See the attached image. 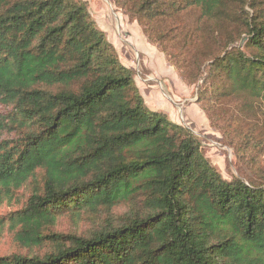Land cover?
I'll return each mask as SVG.
<instances>
[{
	"label": "trees",
	"instance_id": "1",
	"mask_svg": "<svg viewBox=\"0 0 264 264\" xmlns=\"http://www.w3.org/2000/svg\"><path fill=\"white\" fill-rule=\"evenodd\" d=\"M110 1L185 79H218L199 103L264 101L263 0ZM235 23L251 49L228 33L207 45ZM133 76L86 0H0V205L28 186L15 238L48 246L0 264H264V182L223 178ZM64 215L96 228L49 232Z\"/></svg>",
	"mask_w": 264,
	"mask_h": 264
},
{
	"label": "rangeland",
	"instance_id": "2",
	"mask_svg": "<svg viewBox=\"0 0 264 264\" xmlns=\"http://www.w3.org/2000/svg\"><path fill=\"white\" fill-rule=\"evenodd\" d=\"M86 1L91 17L101 29L107 32H105L107 39L114 47L118 59L122 64L134 70V81L139 82L140 79L145 78L155 88L154 90H164L163 93L167 96L177 91L180 98L183 95L182 91L186 94L187 87L194 90L191 93L193 97L191 101L190 99H188L189 101H179L173 115L168 119L189 128L195 134L204 156L220 172L222 177L231 179L239 176L245 181L253 178V180L264 182V101L249 96H229L220 98L217 103L211 99L214 102L213 104L204 101L199 103L196 100L197 91L208 89L209 96L213 85L218 84V79L214 80L212 84L208 80L205 82L202 77L195 83L190 82L183 77L179 69L174 67L173 62L167 59L159 44L147 40L137 23L130 20L110 0ZM196 10L191 8L185 12L183 15L184 22H194L198 17ZM117 17H120L119 26ZM222 33L224 34L221 35L220 33L216 36L217 41L208 42L207 45L212 50L217 48L215 46H218L221 42L220 39L223 40L227 36L226 33L230 34L231 38L236 39L235 45H239L241 50L247 52L251 49L245 47L243 45L244 41L238 38L237 23H235V27L225 26ZM146 42L152 46L149 51H154L158 57L162 60L164 58L166 61H159L156 65L153 61L155 55L149 53L148 49L142 48L143 45H146ZM177 43H179V47L182 46L179 41ZM196 51L199 52V50ZM145 60L149 61L148 63L154 62V65L150 64L153 67V75L150 78L147 77L150 73L145 69ZM164 63L171 70L170 73L164 70ZM194 74L192 72L191 76ZM163 80L168 82L164 84ZM167 87L170 89H167ZM190 104L197 105L196 110L191 109ZM6 110L5 107L0 105V111ZM28 194V186L20 188L14 199L10 202L5 201L0 205V257L12 254H42L48 248V246L24 247L16 241V230L12 227L9 212L20 208L25 203ZM124 209V206H118L115 213H121ZM64 216L60 217L49 228V232L85 234L96 228L94 220L88 218V215L80 220H73L69 215Z\"/></svg>",
	"mask_w": 264,
	"mask_h": 264
},
{
	"label": "crops",
	"instance_id": "3",
	"mask_svg": "<svg viewBox=\"0 0 264 264\" xmlns=\"http://www.w3.org/2000/svg\"><path fill=\"white\" fill-rule=\"evenodd\" d=\"M116 19H117V23H118V26H119L120 25V17H117ZM150 47H152V46L149 43H147V42H146V45L142 46L143 49H145V50L148 49V51L150 50ZM149 53H153L155 55L153 61L155 62L156 65H158L157 62L165 60L164 58L162 60L160 57H158V55H156L154 53V51L153 52L149 51ZM148 62L149 61L145 60V67H146L145 69L148 71V73H150L147 76V77L150 78L153 75V73H152L153 72V67L151 65H154V62H150V63H148ZM146 64H147V66H146ZM163 66H164V70H166V71H168L170 73L171 70L168 68L167 64L164 63ZM163 82H164V84H166L165 82H168V81L167 80H163ZM135 83H136V85H137V87L139 89V92L141 93V95L143 97V100H144L145 104L152 110L161 111V112L165 113L168 118L173 115L174 109L176 108V105L179 104V101H181V102L186 101V100L189 101L188 99H190V101H191V99L193 98L191 93L194 90L191 89V88H188V87H187V90H186L187 91L186 94L188 95V97L182 91L183 95L180 98L179 94H177V91H175V93H173V94H170V95L168 94V96H167V94L163 93L164 90H161V91L160 90H158V91L154 90L155 88H153L152 85H150V82L147 79H145V78L140 79L139 82L137 80H135ZM167 89H170V88L167 87ZM189 107L191 109H193V110H196L197 105L190 104Z\"/></svg>",
	"mask_w": 264,
	"mask_h": 264
}]
</instances>
